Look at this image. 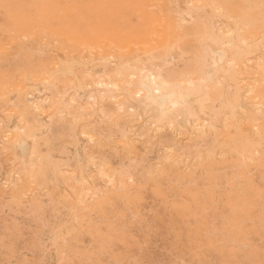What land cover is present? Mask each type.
Instances as JSON below:
<instances>
[{
  "label": "rangeland",
  "instance_id": "374dc122",
  "mask_svg": "<svg viewBox=\"0 0 264 264\" xmlns=\"http://www.w3.org/2000/svg\"><path fill=\"white\" fill-rule=\"evenodd\" d=\"M190 1L97 0L102 11L72 19L128 42L147 28L145 6ZM40 2L0 0V264H264L261 49L210 93L236 101L242 124L199 112L206 94L163 114L143 85L186 76L192 36L84 49L76 35L26 36L3 8ZM191 27L183 21L181 33Z\"/></svg>",
  "mask_w": 264,
  "mask_h": 264
},
{
  "label": "bare ground",
  "instance_id": "6f19581e",
  "mask_svg": "<svg viewBox=\"0 0 264 264\" xmlns=\"http://www.w3.org/2000/svg\"><path fill=\"white\" fill-rule=\"evenodd\" d=\"M40 1L37 5L26 3L15 11L9 5H3L11 19L23 29L25 28L26 36L32 35L33 31L38 29L54 37L67 36L70 38L76 35L79 37L72 40L80 43L84 49H97L107 44L120 47L125 43L133 42L144 47V44L153 38H161L166 45L173 46L176 45L178 39L174 38L177 36H180L179 39L183 41L186 40V35L192 36V44L197 49V53L194 54L187 49L183 52V56L189 61L190 68L187 75L182 76V79L178 78L172 86L157 79H153L148 84L143 83L146 100L157 106L164 114L171 107L185 104L193 96L199 97L206 94L201 99L198 110L213 122H220L225 114L237 123L242 124L245 121V118L238 112L236 101L227 100L226 102L210 93L221 82L225 68L229 70L240 68L241 64L246 61L247 55L251 52H258V49H261L258 52L259 55L264 56V28L261 25L259 8L246 7L256 5L252 1L191 0V4L187 5L183 11L175 9L174 4L167 11L163 7L151 9L145 6L143 19L147 28L133 33L134 37L128 42H122L121 38H117L118 35L114 30L94 27L85 32L78 28L79 24L72 18L86 20L102 11L97 0ZM249 17L250 22L246 23ZM56 18L64 22H74L75 25L64 29L56 28L52 25V21ZM222 18L227 19L223 28L217 22ZM185 20L192 23L191 32L181 33L180 26ZM146 40L148 41L145 42ZM148 45L146 48L149 47ZM211 48L218 51L221 58H215V56L213 58L210 55ZM229 138H231V133L227 131L225 142ZM236 190V199L233 204L242 206L246 201L243 198L246 189L239 183ZM213 201L214 199L209 197L205 202L206 206L211 205Z\"/></svg>",
  "mask_w": 264,
  "mask_h": 264
},
{
  "label": "snow or ice",
  "instance_id": "6c2138e0",
  "mask_svg": "<svg viewBox=\"0 0 264 264\" xmlns=\"http://www.w3.org/2000/svg\"><path fill=\"white\" fill-rule=\"evenodd\" d=\"M246 7L249 8V9H255L257 7L259 8L261 25H262V28H264V0H260V3H259L258 6L257 5H248ZM245 22L246 23L250 22V17ZM134 264H140V262H134Z\"/></svg>",
  "mask_w": 264,
  "mask_h": 264
}]
</instances>
